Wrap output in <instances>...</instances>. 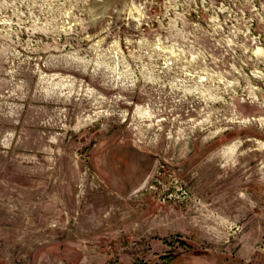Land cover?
Listing matches in <instances>:
<instances>
[{"label": "rangeland", "instance_id": "obj_1", "mask_svg": "<svg viewBox=\"0 0 264 264\" xmlns=\"http://www.w3.org/2000/svg\"><path fill=\"white\" fill-rule=\"evenodd\" d=\"M0 264H264V0H0Z\"/></svg>", "mask_w": 264, "mask_h": 264}]
</instances>
